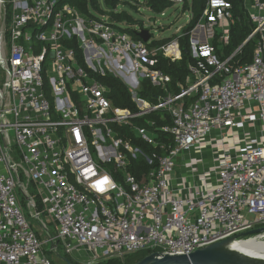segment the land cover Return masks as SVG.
Masks as SVG:
<instances>
[{"label":"built area","instance_id":"built-area-1","mask_svg":"<svg viewBox=\"0 0 264 264\" xmlns=\"http://www.w3.org/2000/svg\"><path fill=\"white\" fill-rule=\"evenodd\" d=\"M168 1L182 10L185 0ZM204 1L189 31L187 9L172 38L149 47L151 38L134 39L105 15L68 3L0 0V264H52L46 243L54 251L61 243L82 264L140 251L189 253L264 226V0H242L253 29L230 53L217 46L228 42L232 1ZM184 34L194 58L186 84L155 103L142 99L143 79L167 89L155 55L180 59ZM253 37L250 60L238 62ZM114 71L135 111L114 106L96 78ZM157 110L171 123L134 121ZM202 149L213 151V165L199 173L192 158ZM138 158L148 167L136 177L129 167Z\"/></svg>","mask_w":264,"mask_h":264},{"label":"trees","instance_id":"trees-1","mask_svg":"<svg viewBox=\"0 0 264 264\" xmlns=\"http://www.w3.org/2000/svg\"><path fill=\"white\" fill-rule=\"evenodd\" d=\"M147 8L153 12L160 13L171 4L168 0H142ZM232 1V14L229 21V37L228 42L223 45H218V50L230 53L233 51L252 31L253 25L250 22L246 11L242 6V0ZM141 2V1H140ZM68 3L79 10L81 14L90 17H97L96 13H107V18L110 23L119 30L129 33L132 38L140 39L136 35V27L144 28L141 20L134 19L126 10L122 9L116 11L120 0H58V5ZM205 5L204 0H185L182 5V10L189 9L192 12V18L183 28L184 32L189 31L193 25L197 22ZM93 11V12H92ZM132 26L134 28H132ZM151 38V36H150ZM172 37H164L161 39H153L147 45L149 47H155L162 45L169 41ZM254 37L248 40L242 47L241 52L237 56V60L240 63L248 62L251 58L254 48ZM215 43V42H214ZM69 46L75 48V54L77 60L82 63L83 55L81 49L76 46L75 39L68 41ZM179 46L181 50V57L178 60L171 61L164 57L161 52H157L155 57L157 63L155 68L162 71L168 78L167 89L164 90L160 87L153 86L148 79H143L138 95L149 102L155 103L157 97L165 96L168 93L176 94L180 91V88L186 84V80L189 78L188 66L194 62L192 57L189 43L188 34H184L179 37ZM96 78L109 88L108 98L114 106L121 108H128L132 111L136 110L134 102L131 100L129 88L116 76L112 74H106L105 76ZM192 100L194 98H191ZM145 120H153L155 126H160L163 123L170 124L171 120L168 114L164 111L157 110L139 118L138 121L142 125H146ZM148 126V125H146ZM162 135V134H161ZM129 136V135H126ZM132 143L139 144L143 147L144 151H148L152 148L146 144H143L139 140L132 139ZM148 165L142 158H138L132 161L129 170L136 177L139 176L140 170H146ZM53 233V230L51 231ZM51 233V234H52ZM59 248V247H58ZM57 248V249H58ZM150 253L149 251H140L125 255L123 258H107L90 264H133L145 255ZM66 262L69 264H79L66 256ZM53 264V263H52Z\"/></svg>","mask_w":264,"mask_h":264},{"label":"rangeland","instance_id":"rangeland-1","mask_svg":"<svg viewBox=\"0 0 264 264\" xmlns=\"http://www.w3.org/2000/svg\"><path fill=\"white\" fill-rule=\"evenodd\" d=\"M122 9L126 10L134 19L142 21V25L145 28H147L151 34V40L161 39L163 37L170 36V35L172 36L175 33L176 27L183 26L185 24L186 13L180 10V7L177 5L169 6L167 9H165L164 15H161L160 13L153 12L152 10L147 8L142 0H120V3L116 8V11H119ZM95 15L100 16L101 13H96ZM102 15H105L107 18L109 17L107 13H104ZM132 28L134 27L132 26ZM91 61L92 63L96 64V62H94V59H91ZM102 67L104 66L102 65ZM113 74L116 77H118L121 81L124 82L122 75H120L118 72L114 71ZM0 77H2L1 74H0ZM138 120L139 118L134 119V121H136L138 124H141L139 123L140 121ZM9 135L12 138L13 132L10 131ZM15 160L17 162H20L19 156H15ZM21 178L24 179L23 174ZM29 191L32 194V196L36 198V191H34L31 185L29 186ZM19 195L22 199V194L20 191H19ZM23 210H24V215L29 221V223L31 224L32 228L36 231L37 234H39L41 232L39 222L30 215L29 210L26 206L23 207ZM247 217L251 218L252 216H247ZM42 219L45 222V224H47V226L51 229L50 231H52V223H50L45 213L42 214ZM44 236L45 235L41 233L40 238L43 239ZM249 239H256L257 241H264V236H258V234L254 236H244V237L239 238L236 241H244V240H249ZM43 249L45 250V253L51 258V261L53 264H67L66 256L72 259L74 262L76 263L78 262L75 259H78L79 257L65 253L61 243H59V248L57 249V251L51 250L50 245L47 243L43 245ZM82 256H86V255L83 254ZM78 263L82 264L80 262Z\"/></svg>","mask_w":264,"mask_h":264},{"label":"water","instance_id":"water-1","mask_svg":"<svg viewBox=\"0 0 264 264\" xmlns=\"http://www.w3.org/2000/svg\"><path fill=\"white\" fill-rule=\"evenodd\" d=\"M136 35L143 42L150 39V32L147 28L136 31ZM262 232H264V226L256 227L198 247L189 253L153 251L133 264H264L263 257L249 255L231 247V244L238 238L254 236Z\"/></svg>","mask_w":264,"mask_h":264},{"label":"bare ground","instance_id":"bare-ground-1","mask_svg":"<svg viewBox=\"0 0 264 264\" xmlns=\"http://www.w3.org/2000/svg\"><path fill=\"white\" fill-rule=\"evenodd\" d=\"M231 247L243 253L264 258V241H257L256 239L234 241Z\"/></svg>","mask_w":264,"mask_h":264},{"label":"crops","instance_id":"crops-1","mask_svg":"<svg viewBox=\"0 0 264 264\" xmlns=\"http://www.w3.org/2000/svg\"><path fill=\"white\" fill-rule=\"evenodd\" d=\"M166 37H168V36H166ZM164 38V37H163ZM235 136L237 137V139L236 140H238L239 138H240V136H241V134H235ZM236 142L237 141H235V143H229L228 141H227V143H224L226 146H231V147H233V146H236L235 144H236ZM211 152H213V151H210V150H208V149H202L201 150V152L199 153V154H197L196 153V155H195V157L194 158H192L196 163H197V166H198V172L200 173V172H202L203 170L204 171H207V169L209 168V167H211L212 165H213V162H212V160H211ZM179 161H178V165L181 163V159H178ZM177 169V168H176ZM189 178H191L192 179V177L191 176H189Z\"/></svg>","mask_w":264,"mask_h":264}]
</instances>
